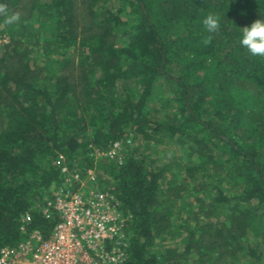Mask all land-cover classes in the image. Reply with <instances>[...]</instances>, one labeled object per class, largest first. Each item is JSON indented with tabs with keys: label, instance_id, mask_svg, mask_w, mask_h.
<instances>
[{
	"label": "trees",
	"instance_id": "16d2710c",
	"mask_svg": "<svg viewBox=\"0 0 264 264\" xmlns=\"http://www.w3.org/2000/svg\"><path fill=\"white\" fill-rule=\"evenodd\" d=\"M108 1L4 0L20 19L9 25L0 15V35L8 37L0 44V248L21 241L24 222L50 232L56 216L41 207L60 183L59 154L71 167L80 156L77 164L91 165V149L130 132L133 140L170 138L195 154L200 161L186 165L187 176L212 177L202 184L230 212L212 226L198 212L171 210L168 199L160 208L166 166L152 167L138 146L127 147L120 165L103 168L127 218L121 264H231L238 254L264 264L256 238L264 210V58L237 40L264 16V0H118L116 10ZM209 13L221 19L216 34L203 29ZM189 218L195 223L185 235ZM249 233L251 245L242 240ZM179 235L181 251L166 243Z\"/></svg>",
	"mask_w": 264,
	"mask_h": 264
},
{
	"label": "built area",
	"instance_id": "2783aa9c",
	"mask_svg": "<svg viewBox=\"0 0 264 264\" xmlns=\"http://www.w3.org/2000/svg\"><path fill=\"white\" fill-rule=\"evenodd\" d=\"M112 143L110 150H97L96 155L113 156L120 140ZM56 162L61 180L41 207L45 217H57L55 223L45 236L39 229L27 230L24 222L21 241L0 248V264L123 263L127 257V218L120 211L119 200L108 186L100 187L94 169L77 171L64 154H59Z\"/></svg>",
	"mask_w": 264,
	"mask_h": 264
},
{
	"label": "rangeland",
	"instance_id": "374dc122",
	"mask_svg": "<svg viewBox=\"0 0 264 264\" xmlns=\"http://www.w3.org/2000/svg\"><path fill=\"white\" fill-rule=\"evenodd\" d=\"M108 2H110V6L113 10H116V7L120 4L118 0H109ZM125 8L128 9V7ZM1 28L2 26L0 27V30ZM7 41H8V37L6 35L1 34L0 44ZM70 53H71L70 58L73 59L74 62H76L77 60V57L75 55L76 53H74L72 50H70ZM62 58L63 57H61L60 55L55 56V59L58 60ZM54 65L58 70L60 66L56 65V63ZM165 97H169V94H166ZM151 116L154 117L155 115L151 114ZM160 117H161L160 114L156 115V118L159 119ZM119 140H120L119 149L117 150V152L116 151L114 152L115 154H113V156L103 155L98 157L96 155L97 150L91 149V151L88 152L87 154L89 157H91V162H92L91 165H89L88 163H83V165L82 164L79 165V163L77 164L76 161L79 160L83 161V159H85V157L80 156L77 158V160L73 161L74 162L73 166L76 167L77 171H82V172L83 171L85 172L87 169H94L96 173H98V176L100 177V187L102 186L109 187L110 186L109 181L111 182L112 179L110 175H108V173L105 172L103 168L110 167L112 165L113 166L120 165L124 160V156L126 155L125 153L126 148L129 147L130 149L132 147L135 148L136 146H138L140 148L139 150L141 151L140 158L143 154V160H146V162L152 160V167L166 166L164 172L166 177L159 179L158 198L161 199L162 201L164 199L165 200L168 199L172 201L171 204L174 206L172 207L171 210L179 211V214H181V216L193 212L194 213L198 212L197 214H199L198 217L201 218L200 219L202 221L201 223L209 222L211 223L212 226H217L218 221H221L226 217L224 216V213L226 215V213L230 212L228 207L226 206L223 207L222 205L213 202L212 198L216 196L215 190L205 189V186L202 184L203 178L201 177V173L196 179H192L187 176L186 165L194 162L197 163L198 161H200V159L197 158L195 154H193L192 156L191 155L188 156L184 152V150L180 148V145L177 141H173L172 139L167 137H163V139L159 143H155L153 140L145 141V139H143L142 137L133 140L130 132L128 133L127 137H124ZM112 144L113 143L108 144L104 150H110ZM117 153H121V155H118ZM118 160L121 161V163L118 162ZM210 164L212 163H209L208 165ZM208 170L210 174L215 170V168L212 166L210 168L209 166ZM206 174L207 173H203V176L205 177ZM210 178L209 179L205 178L203 181L210 183L212 181L213 183V179L210 181ZM107 181H108L107 185H104L105 182ZM216 182L218 181L215 180L214 183ZM169 183L172 184L169 185ZM53 186L55 185H52L51 188ZM239 190L240 189L236 188L233 189L231 192H237L238 194ZM225 192L228 196L231 195L230 191L229 193H227V191ZM163 206H168V205H166L165 202L163 201V204H160L159 207L162 208ZM257 214H259L258 223L260 228V235L257 236L256 238H257V242L260 243L258 246V251L261 252L262 260L264 261V210L259 209ZM174 219L176 220V218ZM194 223H195L194 218L187 219V222L185 223L187 224L186 228L184 226L182 227V229L185 231L184 233L185 235L188 232L187 231L188 228L192 229V227H194ZM236 232L240 233L239 230H237ZM242 238H245L242 240L250 244V241H254L255 237L253 236L252 233H249L247 237L245 235ZM166 243L172 246V248L175 245H177L176 247L179 251H181V249L184 247L183 242L181 241V235H179L176 239H174V241L168 240ZM217 250H219V248ZM192 251L195 255L196 254L198 255V250L196 248H194V250L192 249ZM237 258L238 259L237 261H235V263H232L231 261L229 262H231V264H247L246 262L247 256L238 254ZM224 260L227 261V259ZM219 264H226V263H219Z\"/></svg>",
	"mask_w": 264,
	"mask_h": 264
},
{
	"label": "clouds",
	"instance_id": "9594fccd",
	"mask_svg": "<svg viewBox=\"0 0 264 264\" xmlns=\"http://www.w3.org/2000/svg\"><path fill=\"white\" fill-rule=\"evenodd\" d=\"M0 15L5 17V23L12 25L19 21L20 17L16 14H9L8 5L4 0H0ZM203 29L209 34H216L221 27V19L218 15L207 14L203 17ZM212 35L204 39V44L211 42ZM239 46L246 50L252 57L264 58V16L253 20L250 24L243 26L237 37Z\"/></svg>",
	"mask_w": 264,
	"mask_h": 264
}]
</instances>
